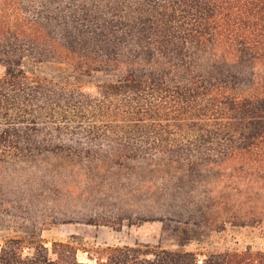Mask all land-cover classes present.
<instances>
[{"label": "trees", "instance_id": "trees-1", "mask_svg": "<svg viewBox=\"0 0 264 264\" xmlns=\"http://www.w3.org/2000/svg\"><path fill=\"white\" fill-rule=\"evenodd\" d=\"M26 62L61 63L72 78L36 80ZM50 160L104 174L151 166L170 183L160 222L218 235L263 227L264 0H0V169ZM106 215L84 219L116 231L131 219ZM75 239L6 238L0 264H264L252 244L178 252Z\"/></svg>", "mask_w": 264, "mask_h": 264}, {"label": "rangeland", "instance_id": "rangeland-1", "mask_svg": "<svg viewBox=\"0 0 264 264\" xmlns=\"http://www.w3.org/2000/svg\"><path fill=\"white\" fill-rule=\"evenodd\" d=\"M23 69L36 80L63 82L72 78L66 66L58 62H26ZM87 165L50 160L48 165L39 163L34 173L23 164L10 165L6 175L0 169V243L6 238L24 239L40 233L48 247L75 235V241L83 240L86 246L138 243L194 252L209 246L252 244L264 249V226L228 230L218 235L197 223L154 220L160 195L171 190L166 191L170 183L164 186L149 165L135 166L133 171L122 169L115 174H104L96 165ZM199 193L200 189L189 197L195 200ZM94 197L98 199L95 201ZM120 200L126 202L120 204ZM94 210L104 211L106 216L123 212L131 219L123 222L121 231L89 225L84 218ZM137 212L146 215L137 216ZM78 258L85 261L86 255L80 252Z\"/></svg>", "mask_w": 264, "mask_h": 264}]
</instances>
